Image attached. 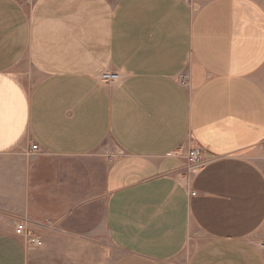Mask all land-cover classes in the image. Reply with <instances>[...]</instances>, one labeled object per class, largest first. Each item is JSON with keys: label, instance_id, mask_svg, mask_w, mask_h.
Wrapping results in <instances>:
<instances>
[{"label": "crops", "instance_id": "0c3cea01", "mask_svg": "<svg viewBox=\"0 0 264 264\" xmlns=\"http://www.w3.org/2000/svg\"><path fill=\"white\" fill-rule=\"evenodd\" d=\"M35 263L264 264V0H0V264Z\"/></svg>", "mask_w": 264, "mask_h": 264}, {"label": "built area", "instance_id": "2783aa9c", "mask_svg": "<svg viewBox=\"0 0 264 264\" xmlns=\"http://www.w3.org/2000/svg\"><path fill=\"white\" fill-rule=\"evenodd\" d=\"M102 79L105 81H119L120 75L118 73H105L102 75ZM182 85L186 86L189 83V76L187 73H182L179 77ZM39 151L38 145H33L32 154H36ZM187 169L190 174H196L205 163L204 153L201 148L195 147L190 149L186 156ZM16 235L23 238L29 246L41 248L43 241L32 230H30L25 221H20L16 226Z\"/></svg>", "mask_w": 264, "mask_h": 264}, {"label": "rangeland", "instance_id": "374dc122", "mask_svg": "<svg viewBox=\"0 0 264 264\" xmlns=\"http://www.w3.org/2000/svg\"><path fill=\"white\" fill-rule=\"evenodd\" d=\"M16 1H18V2H20V3H23V4H28L29 2H30V0H16ZM28 76V75H27ZM30 77H32V75L30 76ZM105 259H110V252H106V258ZM36 264V263H35Z\"/></svg>", "mask_w": 264, "mask_h": 264}]
</instances>
